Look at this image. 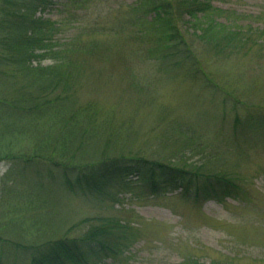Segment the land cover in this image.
I'll use <instances>...</instances> for the list:
<instances>
[{
	"label": "rangeland",
	"instance_id": "obj_1",
	"mask_svg": "<svg viewBox=\"0 0 264 264\" xmlns=\"http://www.w3.org/2000/svg\"><path fill=\"white\" fill-rule=\"evenodd\" d=\"M142 1L54 0L37 14L55 22V49L75 40L89 49L80 52L77 90L79 104L99 106L105 137L95 142L96 153L109 141L111 155L169 164L178 152L195 164L213 156L210 169L235 173L246 196L219 203L180 190L154 195L137 177L101 195L72 192L45 166L1 162L0 264H28L25 244L53 233L77 235L87 219L107 216L139 233L124 263L99 264H179L190 255L264 264V126L253 129L250 120L264 119V0H210L239 14V26L253 29L258 43L252 51L218 54L194 40L196 58L182 65L148 56L154 32L145 20L153 14L144 13Z\"/></svg>",
	"mask_w": 264,
	"mask_h": 264
},
{
	"label": "trees",
	"instance_id": "obj_2",
	"mask_svg": "<svg viewBox=\"0 0 264 264\" xmlns=\"http://www.w3.org/2000/svg\"><path fill=\"white\" fill-rule=\"evenodd\" d=\"M53 1L0 0V163L45 166L44 173L72 192L101 195L125 189L137 177L154 195L180 190L184 197L219 203L246 196L235 173L210 169L213 156L195 164L176 152L177 163L169 164L140 155H111L107 140L96 153L95 142L105 137L99 106L94 101L79 104L77 90L80 52L88 54L89 49L76 40L55 49V22L37 16ZM142 8L153 14L145 20L147 31L154 32L148 56L177 59L176 65L196 58L194 40L218 54L252 51L258 43L253 29L239 26V14L210 0H143ZM250 120L253 129L264 126L262 116ZM87 221L77 235L53 233L25 244L22 254L28 264H99L110 258L124 263L139 230L113 216ZM179 264L236 263L217 258L205 262L190 255Z\"/></svg>",
	"mask_w": 264,
	"mask_h": 264
}]
</instances>
